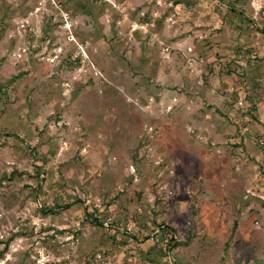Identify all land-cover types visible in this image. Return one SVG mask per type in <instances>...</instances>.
I'll return each mask as SVG.
<instances>
[{
    "label": "rangeland",
    "instance_id": "374dc122",
    "mask_svg": "<svg viewBox=\"0 0 264 264\" xmlns=\"http://www.w3.org/2000/svg\"><path fill=\"white\" fill-rule=\"evenodd\" d=\"M0 264H264V0H0Z\"/></svg>",
    "mask_w": 264,
    "mask_h": 264
},
{
    "label": "trees",
    "instance_id": "16d2710c",
    "mask_svg": "<svg viewBox=\"0 0 264 264\" xmlns=\"http://www.w3.org/2000/svg\"><path fill=\"white\" fill-rule=\"evenodd\" d=\"M92 215L90 214V217H91Z\"/></svg>",
    "mask_w": 264,
    "mask_h": 264
}]
</instances>
